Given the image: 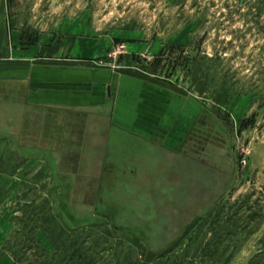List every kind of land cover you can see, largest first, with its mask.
Instances as JSON below:
<instances>
[{
    "label": "rangeland",
    "instance_id": "1",
    "mask_svg": "<svg viewBox=\"0 0 264 264\" xmlns=\"http://www.w3.org/2000/svg\"><path fill=\"white\" fill-rule=\"evenodd\" d=\"M32 62L104 70L117 96H156L178 154L110 132L113 103L27 109L25 83L0 79L2 185L24 180L0 230L31 224L14 217L33 200L64 213L66 264H210L215 247L228 264L261 258L264 0H0L1 66ZM48 233L51 254L65 248L51 251Z\"/></svg>",
    "mask_w": 264,
    "mask_h": 264
},
{
    "label": "crops",
    "instance_id": "2",
    "mask_svg": "<svg viewBox=\"0 0 264 264\" xmlns=\"http://www.w3.org/2000/svg\"><path fill=\"white\" fill-rule=\"evenodd\" d=\"M5 34V32H2V35L5 36ZM74 51L78 57L81 56V47H74ZM12 63L9 69L3 68L0 64V79L23 81L25 83L27 109L29 107H42L44 111L55 109L77 115V113L83 114L84 110L87 112L96 109L105 110L106 106L113 103L106 114L110 121V132L111 129H117L125 136L128 135L129 138L137 139L141 144L140 147L145 150L150 145L156 153L159 149L171 156L178 154V150L169 143V141L172 142L173 135H167L164 139V122L170 119L167 116L164 120V112L159 105L160 101L157 102L156 96H154V99L150 97L133 99L129 95L117 96V92L122 86L117 85L118 83L115 85L116 80L111 78V73L104 70L85 69L82 66H67L65 64H34L33 62L28 64L26 69H22L19 68V64ZM99 71H104L107 74L105 81L98 79ZM84 73L90 77L84 78ZM169 112H172L171 108H169ZM26 149L30 150L29 148ZM34 156L36 155L34 154ZM34 156L29 155L28 159H23L21 162L31 161ZM18 168L16 167L15 171ZM23 181L22 179L13 180L6 188L2 185V182H5L4 176H0V213L2 209L4 211L6 208L11 210L10 205H13L11 203L13 197L22 200L20 195L24 192ZM40 182L44 186V182L42 180ZM44 192L43 190L41 194H44ZM7 201L10 203L7 204L9 206H6ZM55 206H48L51 210L44 218L50 228L46 237L52 245L51 251H57L67 246L74 237L70 235L71 230L66 223L64 213L58 207L56 208L57 211ZM132 214L134 215V212ZM9 219L10 221H8V224L6 223L4 229L0 230V264H15L12 253L4 249L5 243L13 237L15 229L10 224L12 217ZM1 221L0 218V224ZM38 237L50 252L48 244H44V240H41L40 230Z\"/></svg>",
    "mask_w": 264,
    "mask_h": 264
},
{
    "label": "trees",
    "instance_id": "3",
    "mask_svg": "<svg viewBox=\"0 0 264 264\" xmlns=\"http://www.w3.org/2000/svg\"><path fill=\"white\" fill-rule=\"evenodd\" d=\"M25 208V210H24ZM29 208H34L33 212ZM49 210L45 208H37L33 200L30 203L22 205L23 218L15 216L14 221L19 222L27 217L29 225H18L14 229L13 237L10 238L4 245V249L10 251L15 258V264H48V263H65L62 257L67 247L61 251L51 254L48 249L42 244L38 237V232L41 229L49 231V225L44 220ZM20 256L23 257L20 259ZM76 259V258H75ZM220 259V261L218 260ZM228 261V260H227ZM224 261L222 253L215 247V252L209 258L210 264H228ZM251 264H264V251L261 253V258L251 262Z\"/></svg>",
    "mask_w": 264,
    "mask_h": 264
},
{
    "label": "water",
    "instance_id": "4",
    "mask_svg": "<svg viewBox=\"0 0 264 264\" xmlns=\"http://www.w3.org/2000/svg\"><path fill=\"white\" fill-rule=\"evenodd\" d=\"M153 256H155V252L154 251H149L148 252V255H147V259L148 260H152L153 259Z\"/></svg>",
    "mask_w": 264,
    "mask_h": 264
}]
</instances>
